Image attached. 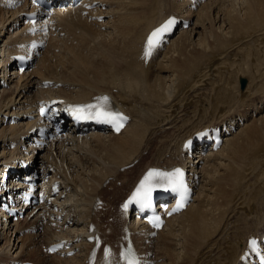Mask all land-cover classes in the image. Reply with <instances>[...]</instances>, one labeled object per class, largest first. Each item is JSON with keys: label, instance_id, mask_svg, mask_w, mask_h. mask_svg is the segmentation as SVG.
<instances>
[{"label": "bare ground", "instance_id": "6f19581e", "mask_svg": "<svg viewBox=\"0 0 264 264\" xmlns=\"http://www.w3.org/2000/svg\"><path fill=\"white\" fill-rule=\"evenodd\" d=\"M103 1L109 9L105 15L115 14L108 38L101 28L110 21L97 25L74 16H56L57 26L66 37L52 38L37 70L16 82L13 80L10 86H17L12 93L0 94V125L14 108H22L45 95L90 101L94 95L108 92L131 115L132 122L119 136L105 139L91 134L82 142L75 140L69 148L57 145L43 151L41 159L54 162L65 177L66 187L71 189L65 204H70L74 228L85 230L92 219L97 221L99 214L91 218L90 207L101 195L106 180L111 178L109 187L119 193L122 188L115 184L122 180L126 183L127 176L136 173L126 183L132 186L122 194V200L147 168L163 163L177 165L173 161L182 160L183 143L195 132L229 120L245 119L247 124L239 127L237 135L204 161L207 166L201 171L202 190L198 191L194 204L169 222L154 245L162 251V259L156 253L163 264H238L248 238L264 234V116L249 122L250 113L254 116L264 109V0H218L201 6L195 27L171 42L159 64L157 60L162 55L148 65L140 61L146 35L168 15L183 13V8H187L184 1ZM228 1L229 7L225 9ZM2 10L10 16L5 20L0 15V45L8 48L16 36L11 31L21 16L0 6ZM186 12L190 18L196 13L188 9ZM7 33L10 37L1 39ZM69 41L77 44L69 46ZM57 48L62 55L54 62L57 55L53 51ZM0 53L1 61L4 51ZM241 77H248L244 91L239 87ZM46 79L61 82L63 87L57 91L37 90L38 80ZM21 81L24 83L20 84ZM255 92L262 95L261 99L249 102L250 94ZM184 99L189 100L181 105ZM194 102L196 113L180 115L179 110L187 107L185 104L192 106ZM206 113L210 117H205ZM23 125L0 129V162L8 154L5 150L13 141L11 137ZM169 131V142L162 144L158 153L160 164L146 166L142 171L137 164L121 173L122 167L142 158V147L151 145L160 134L162 139ZM23 135L29 136L27 132ZM18 152H9L4 161ZM88 164L94 167L90 172L85 168ZM108 229L115 233L113 225ZM50 234L49 229L37 235L21 234L19 226L6 232L0 226V243L6 241L0 247L4 252L1 258L30 261L21 258L25 250L35 247L36 240L51 243L54 236L49 237ZM51 258L54 263H61L57 256ZM67 260L73 264L83 262L80 255Z\"/></svg>", "mask_w": 264, "mask_h": 264}, {"label": "snow or ice", "instance_id": "6c2138e0", "mask_svg": "<svg viewBox=\"0 0 264 264\" xmlns=\"http://www.w3.org/2000/svg\"><path fill=\"white\" fill-rule=\"evenodd\" d=\"M35 3L36 0H33ZM174 20L170 19L166 21L159 28L155 29L148 37L146 41V51L145 58L149 57L152 51L159 44L161 36L163 33L168 31V29L174 24ZM109 98L107 96L97 98V102L94 104L80 106L77 112L86 118H91L98 120L103 123H109L114 125L115 130L119 132L124 126L127 117L122 113H116L108 109ZM43 113V109L41 110ZM168 186L171 187L173 191H181L185 188L183 181V172L181 169H176L173 172H165L157 169L150 170L140 182V185L136 189L133 196L123 205L125 211H127L129 204L135 202L141 207L151 206V195L155 188ZM183 199L181 200L179 207H183ZM156 227H160V223L155 224ZM258 241L252 239L250 241V246L255 249ZM55 248L49 249V251H54ZM109 254H110V250ZM122 258L125 264H140L139 259L136 257L134 251L129 250L122 253Z\"/></svg>", "mask_w": 264, "mask_h": 264}, {"label": "rangeland", "instance_id": "374dc122", "mask_svg": "<svg viewBox=\"0 0 264 264\" xmlns=\"http://www.w3.org/2000/svg\"><path fill=\"white\" fill-rule=\"evenodd\" d=\"M108 4V3H107ZM229 1H228V3H225V5H224V8L226 7V8H228L229 7ZM225 8V9H226ZM218 9V8H217ZM217 9H215L216 10V12H217ZM201 10H202V8L200 9V12H201ZM3 11V10H2ZM2 11H0V12H2ZM4 12V11H3ZM1 13L0 15L2 16H4V18H5V20L10 16L9 14H7L6 15V13L4 12V13ZM199 12V13H200ZM195 15H196V13H195ZM0 20H1V17H0ZM112 20V18L110 19V22H112L111 21ZM197 20V17H195V21ZM219 20H220V18H219ZM223 20V18H222V16H221V21ZM195 25H196V22L194 23V25H193V27H195ZM114 27H113V24H111L110 25V28H108V29H106V30H103V32L105 33L104 35H105V38L107 39L108 38V33H111L112 32V29H113ZM0 29H1V25H0ZM191 30V29H190ZM189 31V30H188ZM187 31V32H188ZM210 30H208L207 32H209ZM108 32V33H107ZM15 33V32H14ZM10 37V34L9 33H7L5 36H3L1 39H8ZM178 39V38H177ZM176 39V40H177ZM196 39H198V38H196ZM100 40V39H99ZM1 41V40H0ZM5 41V40H4ZM2 45V44H1ZM0 45V46H1ZM2 48H3V46H2ZM1 50V49H0ZM167 52V51H166ZM165 53V52H164ZM164 53H163V55H164ZM1 54V53H0ZM56 54H59L58 52H56ZM69 54L67 53V56H68ZM162 55V56H163ZM164 57V56H163ZM162 60V59H161ZM59 69H61V68H59ZM244 78H248V77H244ZM16 81H18V80H16ZM15 82V81H14ZM22 83H24L23 81H21L20 82V84H22ZM13 85V84H12ZM16 84L15 85H13V86H10V90H8V91H10L11 93L13 92V90L16 88ZM9 92V93H10ZM256 93V92H255ZM254 93V94H255ZM254 94H250V99H249V102H253V103H255L256 101H258V100H260L261 99V96L262 95H260V93L259 92H257L256 93V95H254ZM0 98H1V96H0ZM15 99V98H14ZM263 99H264V97H263ZM187 100H189V99H184V100H181L180 101V104L182 105V103H185ZM252 100V101H251ZM32 101V100H31ZM34 101V100H33ZM7 102H8V100H7ZM188 105H190V103H187V104H185V106H187L186 108H183V110L182 109H180L179 111H181L182 113L180 114V115H182L183 116V114H185V112H187L188 114L186 115V116H188V115H193L194 113H196L197 111H198V108L195 106V105H192V106H188ZM184 106V107H185ZM189 108V109H188ZM193 108V109H192ZM187 109V110H186ZM185 110V111H184ZM194 113H193V112ZM209 115V116H208ZM231 115V114H230ZM252 115V113H250L249 114V118H250V116ZM264 116V109L262 110V113L260 114H258L257 115V112H256V115H254V116H251V118H250V121H252V120H254V121H257L256 119H259L261 116ZM234 116V115H233ZM205 117H210V113H206V116ZM254 117V118H253ZM256 118V119H255ZM5 119V118H4ZM2 124H4V121L2 122ZM1 124V125H2ZM6 128H12V127H6ZM5 128V129H6ZM4 129V128H3ZM167 132V131H166ZM164 133L165 134V137H163L162 139H161V142H158V144L161 146H159V145H156L157 144V141H158V139H160L161 137H162V134H160L159 136H157L155 139H157V140H155V142L154 141H152V145L150 146H148L147 147V150H146V148H144V147H142L141 148V150H143V154H144V156H143V158H142V168L143 167H145L146 165L147 166H151V165H157V164H160V162H158V161H156L157 160V154L159 153V151H161L162 149H163V147H162V144L164 145V144H166L167 142H169V133H171L170 131L168 132V133ZM168 134V135H167ZM235 135H237V134H235ZM161 136V137H160ZM167 136V137H166ZM9 137H11V136H9ZM9 137H7V138H9ZM147 139H150V136L147 138ZM164 139V140H163ZM162 141H164L165 143H162ZM171 143V142H170ZM172 144V143H171ZM144 148V149H143ZM175 153H178V149L175 151ZM3 154V153H2ZM10 154L8 153V154H4V156H2V158H1V162H0V164H2L3 163V161L6 159V157L7 156H9ZM84 157V153H81L80 154V158H83ZM142 157V156H141ZM132 160V159H131ZM154 162H156V164H154ZM174 162V161H173ZM150 164V165H149ZM203 167L202 168H204L205 166H207V165H202ZM86 167H88V168H86ZM85 168H86V170L87 171H89L90 172V170H92L94 167L92 166V165H90V164H88L87 166H85ZM202 170V169H201ZM73 171H75V170H73ZM76 177V176H75ZM132 179V176L131 175H128V177H127V180H131ZM201 187H202V184H201ZM119 189V188H118ZM113 191H114V187H110L108 190H106L105 192H104V194L103 195H105V197L108 199V200H110L111 202H114L117 198H118V196H115L114 194H113ZM123 192V191H122ZM200 192V191H199ZM99 195V194H98ZM113 195V196H112ZM14 233V232H13ZM52 236V234H50L49 235V237H51ZM5 241V240H4ZM245 241V240H244ZM3 242V241H2ZM6 242V241H5ZM4 243V242H3ZM3 243H0V246L2 247V245H3ZM158 247V245L156 246V248ZM157 250H159V248L157 249ZM160 252H158V254H160L159 256H158V258L159 259H162V258H160V257H162L161 256V254H162V251L161 250H159ZM1 252V251H0ZM3 252V251H2ZM4 253V252H3ZM25 253H26V250H25ZM24 253V254H25ZM24 254L21 256V258L24 256ZM32 255H34V254H32ZM41 256L43 257V258H41V260L40 261H38L39 263H42V264H51V262H52V264H59V263H54V259L53 258H51V257H48L47 256V258H46V255H44L43 253H41ZM20 258V259H21ZM34 259V258H33ZM22 260H30V259H22ZM44 260H46L45 262H44ZM63 260V259H62ZM30 261H33V260H30ZM33 262H37V261H33ZM71 263H72V261H71ZM70 262H65V264H71ZM73 264V263H72ZM161 264H163V263H161Z\"/></svg>", "mask_w": 264, "mask_h": 264}, {"label": "water", "instance_id": "95a60500", "mask_svg": "<svg viewBox=\"0 0 264 264\" xmlns=\"http://www.w3.org/2000/svg\"><path fill=\"white\" fill-rule=\"evenodd\" d=\"M246 86V80H242V88L244 89Z\"/></svg>", "mask_w": 264, "mask_h": 264}]
</instances>
